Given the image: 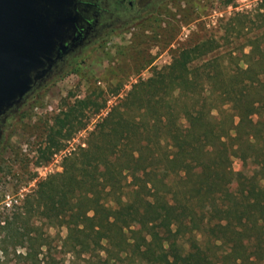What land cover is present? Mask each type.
<instances>
[{
    "label": "trees",
    "instance_id": "1",
    "mask_svg": "<svg viewBox=\"0 0 264 264\" xmlns=\"http://www.w3.org/2000/svg\"><path fill=\"white\" fill-rule=\"evenodd\" d=\"M221 28L132 84L62 170L24 196L0 224L26 249L20 257L55 264L37 259L49 245L43 220L66 228L69 264H264V187L247 189L232 168L240 155L264 174V0L223 16ZM107 100L100 90L62 106L49 155ZM165 117L191 123L176 136Z\"/></svg>",
    "mask_w": 264,
    "mask_h": 264
},
{
    "label": "rangeland",
    "instance_id": "2",
    "mask_svg": "<svg viewBox=\"0 0 264 264\" xmlns=\"http://www.w3.org/2000/svg\"><path fill=\"white\" fill-rule=\"evenodd\" d=\"M132 1L134 8L128 11L127 3L121 4L120 0H95L108 12L98 16V23L91 32L93 36L79 44L58 66V72L7 115L0 138V224L4 219L13 218L16 206L40 180L62 170L64 157L79 146H85L87 134L100 116L105 115L132 84L169 64L180 45L194 43L210 34L219 36L223 16L255 6V0H234L227 7L222 6V0ZM87 14L92 16V11ZM115 22L117 25L110 26ZM249 49L246 47L245 51ZM100 90L108 97L106 108L98 115H91L84 129L49 155L45 146L55 114L66 103L98 94ZM115 91L118 94L114 95ZM163 123H168L179 136L189 127L191 119L182 117L173 121L165 117ZM232 168L236 174L246 176L247 189L255 185L264 187V174L257 173L256 165L249 158L234 156ZM42 221H37L40 234L49 245L42 248L37 259L69 264L73 257L62 247L66 228ZM15 238L0 228V259L4 264H32V258L19 256L25 255L26 249L15 247Z\"/></svg>",
    "mask_w": 264,
    "mask_h": 264
},
{
    "label": "water",
    "instance_id": "3",
    "mask_svg": "<svg viewBox=\"0 0 264 264\" xmlns=\"http://www.w3.org/2000/svg\"><path fill=\"white\" fill-rule=\"evenodd\" d=\"M77 0H0V124L80 35Z\"/></svg>",
    "mask_w": 264,
    "mask_h": 264
},
{
    "label": "flooded vegetation",
    "instance_id": "4",
    "mask_svg": "<svg viewBox=\"0 0 264 264\" xmlns=\"http://www.w3.org/2000/svg\"><path fill=\"white\" fill-rule=\"evenodd\" d=\"M77 2H78V10H79L80 15H81L80 25L82 27L79 28L80 35L78 36L77 40L75 41L76 46L72 47L71 50L68 52V54L64 55L61 59H59L52 66L50 72L45 77V81L49 77H52L56 72H58V66L66 61V59L69 56V54L79 44H81L85 39H89L91 36H93V34L91 32L94 30V26L98 23V20H99L98 16L108 12L106 8H104L103 6H99L98 3L95 2V0H77ZM120 3L121 4L127 3V10L128 11H130V10H132L134 8V3H133L132 0H120ZM90 10L92 11V16H89L87 14L88 12H90ZM122 10L124 12H126L125 9H122ZM116 23L117 22L112 23L110 26L117 25ZM107 25L109 26V24H107ZM44 82H42V83H44ZM41 84L36 85L33 90H35ZM11 113H13V112H9L8 115L11 114ZM6 119H7V117H6ZM6 119L4 121H2L1 124H0V138L2 136V128H3V125H4L5 121H6Z\"/></svg>",
    "mask_w": 264,
    "mask_h": 264
}]
</instances>
